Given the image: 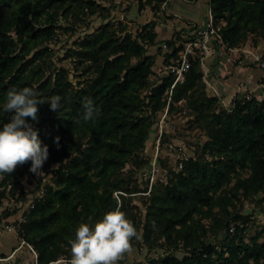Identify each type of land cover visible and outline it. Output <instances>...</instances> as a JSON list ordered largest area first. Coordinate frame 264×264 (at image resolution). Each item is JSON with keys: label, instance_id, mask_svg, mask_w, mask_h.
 I'll return each mask as SVG.
<instances>
[{"label": "trees", "instance_id": "1", "mask_svg": "<svg viewBox=\"0 0 264 264\" xmlns=\"http://www.w3.org/2000/svg\"><path fill=\"white\" fill-rule=\"evenodd\" d=\"M75 1L90 16L101 8L98 0ZM165 1L140 0L142 7L151 4L155 13L134 32L107 20L79 36L71 53L81 70L75 81L64 65L49 71L45 66L54 51L44 42L53 39L61 17L56 9L69 11L71 3L0 0V128L11 116L3 111L9 88L35 86L40 98L62 97L58 113L44 104L38 106V122L28 118L49 146L43 167L59 163L53 183L16 225L18 244L21 239L30 243L39 264L70 257V241L79 223L94 224L118 204L137 231L142 230L145 242L164 239L184 247L182 255L169 252L136 264H264V240H260L264 225L247 241L249 217L229 210L238 192L263 193L264 199V97L237 95L225 107L220 96L206 88L201 57L191 54V67L185 79L175 84L169 102L168 90L175 75L167 72L152 79L154 66L159 56H164V65L177 62L185 39L181 30L164 39L165 45L158 39L155 18L163 13ZM210 6L225 47H241L252 35L264 38V0H210ZM196 36L192 34V38ZM153 46L158 48L154 53L150 52ZM86 97L95 102L98 116L75 126L72 121L83 111ZM182 98L207 134L204 155L188 158L181 169L171 170L166 183L151 189L143 219L128 197L141 189L124 168L133 159L136 164L144 161L140 151L156 112L168 103L170 109L176 108ZM57 136L61 138L59 149L54 142ZM30 166L29 161L13 173H3V182L22 177ZM10 186L14 194V183ZM115 191H120L118 196ZM216 206L225 217L215 215ZM10 210H3L0 221ZM209 216L225 231L220 242L202 237L207 229L201 219Z\"/></svg>", "mask_w": 264, "mask_h": 264}, {"label": "rangeland", "instance_id": "2", "mask_svg": "<svg viewBox=\"0 0 264 264\" xmlns=\"http://www.w3.org/2000/svg\"><path fill=\"white\" fill-rule=\"evenodd\" d=\"M174 1L175 0H166L163 2L165 9L163 13L159 15L160 17H156L155 19L159 22L158 25L165 23L171 25L172 22L169 21V19L176 22L177 17L181 18L186 25L179 28L176 26L175 31L181 30V34L184 36L185 40L189 37L192 38V34L197 33L206 24V15L208 18V11L211 7L210 0L202 1V11L204 12H199V16L197 17L193 14L189 15L188 13V17L185 16L186 13L181 14L176 12V14H172L169 5ZM181 1H186L188 3L192 2L190 4L193 5L198 3V0ZM98 2H100L101 8H99L93 16L88 15L86 13L87 8H84L75 0H66V4L71 3L69 11H64L63 8L56 9V11L59 12V16H61L58 22L59 25L55 28L53 39L46 43L44 42V44L50 45L54 51L53 56L47 58L45 65L47 71L54 69L55 66L64 65L68 70H71L70 74L73 80L76 81V79L79 78L77 74L81 73V70L76 68L71 53L77 48L76 41L79 36L87 31L96 29L107 20L115 25L120 24L119 26H124L126 29H130L134 32L144 21L146 22L152 19L155 13L151 4L142 7L140 0H98ZM179 8L181 9V7ZM192 12H196V10L192 9ZM192 12L190 11V14ZM121 14L125 15V20L118 19ZM144 14L146 15L145 18H143ZM105 15H108V17L105 18ZM121 31L120 29L119 33ZM254 37L255 38H253L252 35L241 47H225L213 39L216 48H214L215 51H212V53H215L219 61L229 59L227 60L228 62L234 65H241L243 68H260L262 70L260 81L264 82V66L261 64V61H264V38ZM165 44L164 41L163 45ZM157 50V46L150 48V52L153 53ZM163 51L166 52L167 48ZM195 52L196 56L201 57L202 61L205 48L202 46L197 47ZM158 58L154 66L155 71L152 75V79H157L160 75L173 71L171 63L167 65L163 64L164 56H159ZM52 59H55L53 64ZM201 65H203V62H201ZM213 66L215 65H212L210 61L207 63L208 68H212ZM226 67L223 73H220V76H223V78H225ZM208 72L209 70L204 72V79L205 73ZM205 83L209 93L219 95L220 102L225 107L232 104V100L235 96H242L244 94L248 96L253 93L248 91L242 93L241 90H239L232 97H226L218 91V88L215 89L211 87L206 80ZM257 96L264 97V93ZM168 99H170L169 96ZM168 104L162 110L157 111L156 115L153 116L154 123L151 127L149 138L144 148L140 151V156L144 161H142L141 164H136L133 159L124 168V172L132 176V182L137 185L138 189H141L138 192L131 193L132 196L128 197L131 200V204L134 207L136 206L135 211L138 216L143 219L145 217L147 204L150 201L151 189L162 183H166L168 181V176L171 174V170L181 169L188 158L204 155L202 153V146L207 140V134L198 122L195 121V115L191 109H189L186 100L184 98L178 100L176 104L177 107L173 109H170ZM57 164L59 163L56 162L49 167H43L42 170L45 174L38 179V182L34 181L38 176L31 172H27L22 177H14L4 182V174H0V190H4L5 192V194H3L4 192H0V214L3 215V210L7 209V207L11 209L10 215L3 218L13 222L16 226L19 221V215L25 213L28 209L26 205L29 199L28 195L35 194V192L41 188H44V194L47 185L53 183L55 169L53 166ZM242 174L246 175L247 171H243ZM12 183H14L16 190L14 194L11 193L10 189ZM118 192L120 191H115V195L118 196ZM262 195L263 193L245 195L243 192H238L236 196H233V203L229 206V210L232 213H241L249 217L245 231L247 241H250L252 236L260 233L264 225V199ZM10 198L13 199V202ZM22 210H24V212H21ZM213 210L218 217H225L226 215L219 211L218 206L214 207ZM201 221L205 224L207 229L205 234H201L202 237L208 242H220L225 231H222L221 228L216 226L217 223L214 221V217H202ZM231 223L235 225L234 220H231ZM139 233L141 236L142 230ZM260 240H264V234L260 237ZM132 243L134 251L131 254H126L119 264L146 263L149 258L153 256L159 257L169 252H174L179 255L184 253V247L181 242H179L180 246L178 247L168 243L164 239H160L158 243L149 244L145 242L141 236L139 240L134 238ZM35 251L28 243H25L11 258L4 261L2 264H39L37 262V252ZM69 259L70 257H61L56 260V262L57 264H66V261Z\"/></svg>", "mask_w": 264, "mask_h": 264}, {"label": "clouds", "instance_id": "3", "mask_svg": "<svg viewBox=\"0 0 264 264\" xmlns=\"http://www.w3.org/2000/svg\"><path fill=\"white\" fill-rule=\"evenodd\" d=\"M40 95L35 86L7 90L3 111L11 116L9 122L3 123L0 128V174L13 173L18 166L29 161L31 173L38 177L45 174L42 169L49 158V146L43 143L39 130L28 122V118L38 122V106L44 104L58 113L62 97L53 95L44 99ZM82 108L83 111L72 121L75 126L94 121L98 116L99 110L92 98H84ZM60 139L57 136L54 140L57 149ZM134 238L139 240L140 233L118 204L94 224L79 223L75 238L70 241L71 256L66 264H119L126 254L134 251Z\"/></svg>", "mask_w": 264, "mask_h": 264}, {"label": "crops", "instance_id": "4", "mask_svg": "<svg viewBox=\"0 0 264 264\" xmlns=\"http://www.w3.org/2000/svg\"><path fill=\"white\" fill-rule=\"evenodd\" d=\"M202 1L204 0H198V3L196 4H190L186 1L181 0H175L172 4L170 3L171 13L176 14V12L185 14L186 17L187 13L189 15H194L195 17L199 16V12L202 11ZM172 2V1H171ZM204 4V3H203ZM184 5V7H183ZM181 7V9L179 8ZM192 9L196 10V12H192ZM185 11V12H184ZM190 11L192 12L190 14ZM207 14V13H206ZM145 14L144 17L145 18ZM158 18L160 16H157ZM207 20V15H206ZM169 21L172 22V24H162L157 25V31H158V39L161 41H164L166 38H170L174 32L176 26L181 27L185 26V22L181 20V18H176V22L169 19ZM145 22V21H144ZM159 23V22H158ZM213 37H210L205 43V54L202 56L203 65H201V69L206 72V70H209L208 73H205V80L211 87L218 88L220 93H222L226 97H232L237 91L241 90L242 93L245 91L253 92L255 95H262L264 93V82L260 81V77L262 75V70L258 67H247L243 68L241 65H234L231 62H228L227 60H221L216 57L215 53H212V51H215L214 48L215 45L213 42ZM204 57V59H203ZM211 62L213 66L212 68L207 67V63ZM221 62V63H220ZM226 67V73L223 76H220V73H223ZM210 90V87H209ZM243 90V91H242ZM255 90V91H254ZM18 245V237L15 231H8L5 232L0 237V254L1 253H10L14 247Z\"/></svg>", "mask_w": 264, "mask_h": 264}, {"label": "built area", "instance_id": "5", "mask_svg": "<svg viewBox=\"0 0 264 264\" xmlns=\"http://www.w3.org/2000/svg\"><path fill=\"white\" fill-rule=\"evenodd\" d=\"M118 19L125 20V15L124 14L119 15ZM210 37H213L219 44H222L225 46V44L223 43L222 34L220 32V26H217L214 23V18H213V13H212L211 8L208 11V18H207L205 26L197 32V36L195 38H190V37L188 39L186 38L187 40L184 41L183 48L179 52L180 56H179L178 61L175 63H171L172 70H173L172 72L174 73L175 76H174V81L172 85L170 86V89L168 90L169 98H170L169 102L171 100V95H172L175 84L178 81H183L185 79L186 72L191 67V59H190L191 54L196 55L195 54L196 48L200 46L204 47V43ZM261 64L264 66V61H261ZM39 178L40 177L36 178L34 181L38 182ZM43 191H44V188H41L37 190L35 194L28 195L29 199L26 202V205L28 206V208L32 207L35 204L36 199L43 196L42 195ZM21 212H24V210H22ZM23 214L24 213H21L19 215L18 220L24 219ZM8 231H16V226L14 225L13 222L8 221V219L2 218V220L0 221V237L5 232H8ZM25 243H28V242L22 239L21 242L8 255L2 256L0 254V264H2L4 261L11 258L16 253V251L19 248H21ZM28 245L35 251L34 247L30 243H28Z\"/></svg>", "mask_w": 264, "mask_h": 264}]
</instances>
